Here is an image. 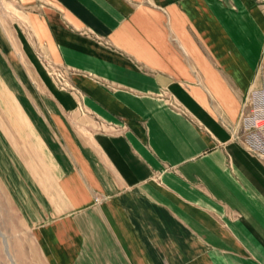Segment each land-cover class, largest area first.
<instances>
[{"label":"crops","instance_id":"crops-1","mask_svg":"<svg viewBox=\"0 0 264 264\" xmlns=\"http://www.w3.org/2000/svg\"><path fill=\"white\" fill-rule=\"evenodd\" d=\"M8 4L48 96L39 157L0 156L33 261L264 264V160L239 138L264 83V0Z\"/></svg>","mask_w":264,"mask_h":264},{"label":"rangeland","instance_id":"rangeland-1","mask_svg":"<svg viewBox=\"0 0 264 264\" xmlns=\"http://www.w3.org/2000/svg\"><path fill=\"white\" fill-rule=\"evenodd\" d=\"M5 1L7 4L0 0V156L5 160L7 156L14 164L17 160L25 164L31 155L34 160L40 155V140L31 119L41 117V105L48 96L30 74L27 59L19 52L13 30L15 14L9 10L8 0ZM41 62L55 83L72 88L55 65ZM10 169L15 173V166ZM8 183L0 176V264H37L32 257L35 244L25 234Z\"/></svg>","mask_w":264,"mask_h":264},{"label":"built area","instance_id":"built-area-1","mask_svg":"<svg viewBox=\"0 0 264 264\" xmlns=\"http://www.w3.org/2000/svg\"><path fill=\"white\" fill-rule=\"evenodd\" d=\"M247 109L240 119V141L264 160V84L252 89L247 96Z\"/></svg>","mask_w":264,"mask_h":264}]
</instances>
